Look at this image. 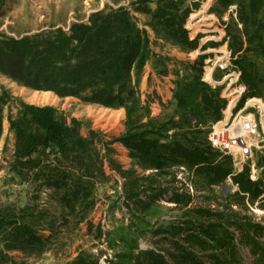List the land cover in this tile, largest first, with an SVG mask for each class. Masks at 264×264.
I'll return each mask as SVG.
<instances>
[{"label": "trees", "instance_id": "trees-1", "mask_svg": "<svg viewBox=\"0 0 264 264\" xmlns=\"http://www.w3.org/2000/svg\"><path fill=\"white\" fill-rule=\"evenodd\" d=\"M186 1L157 0L156 10L145 6L136 11L151 16L150 26L156 33L163 32L178 45L194 49L197 41H191L185 29L191 13L184 8ZM214 1L222 10L235 5L239 22L245 27L255 25V16L264 8V0ZM257 30L254 38H258ZM249 33L245 29L244 34ZM230 37L228 33L226 38ZM210 45L216 48L218 44ZM238 46L237 50L231 46L230 53L233 65L241 71V83L250 96L262 97L256 73L246 59L247 49L243 43ZM152 57L147 31L124 7L94 13L87 22L74 24L68 31L58 28L20 39H0L1 75L61 99L90 93L85 98L88 103L126 111V131L111 143L95 131L84 137L79 122L73 120L68 125L53 107L22 105L21 112L9 117V131L15 135L9 174L32 189L34 204L44 196L43 205L50 202V206L38 212L31 206L0 211V264H16L8 252L39 253L66 229L74 226L78 230L82 224L88 226L86 237L99 243L105 239L112 251L109 234L100 226L94 227L90 218L98 204L97 187L113 180L115 174L122 179V191L114 197L122 199L134 219L145 216L167 195L179 216L150 232L157 246L165 243V248L140 251L125 262L116 257L107 264H244L242 251L248 247L255 262L264 264V223L256 222L247 208V204L260 203L264 210V180L252 181L248 169L234 175L232 158L214 151L201 129L222 118L226 103L220 91L203 82L200 64L198 76L176 82L173 99L183 125L167 128L170 123L159 124L147 116L148 103L141 102L136 90ZM210 75L207 70V81ZM236 100L230 103L228 115ZM8 103L9 96L0 95V139L3 110ZM174 129L177 132L170 134ZM114 143L129 151L134 167L152 173L141 176L134 169L124 170L116 159ZM181 168L193 173L188 176L191 183L202 177L209 189L230 177L237 191L211 195L207 206H194L190 187L178 179ZM133 244L131 240V247ZM104 255L102 250L93 255L79 248L69 264H100Z\"/></svg>", "mask_w": 264, "mask_h": 264}, {"label": "rangeland", "instance_id": "rangeland-1", "mask_svg": "<svg viewBox=\"0 0 264 264\" xmlns=\"http://www.w3.org/2000/svg\"><path fill=\"white\" fill-rule=\"evenodd\" d=\"M138 2L140 1L0 0V39H20L58 28L68 31L74 24L87 22L94 13L103 10L108 12L124 7L130 11L138 26L145 29L150 37L153 57L139 78L136 90L141 102L148 103L147 116L156 119L157 123H170L167 128L177 125L181 127L183 122H179L180 114L176 112V102L173 99L176 82L183 83L185 79L190 81L193 77L198 76L201 69L200 64H202V78H204L205 68L207 70L212 68L222 52H231V46L237 50L239 43H243V48L247 49L246 59L253 66L258 86L264 93V8L255 16V25L249 23L245 27L239 22L235 5L228 10H222L214 0H187L184 8L191 10V13L185 23V29L189 32L190 40L197 41L196 47L189 49L166 38L163 32L153 31L150 26L151 16L136 11L145 6L153 11L156 10L157 0H148L142 4H138ZM211 8H214L212 12H210ZM201 11L203 13L199 14L197 18L191 19L192 15ZM257 28L258 38H254L253 32ZM245 29L250 32L249 35L244 34ZM228 33L231 34L230 38H226ZM233 37L237 39L233 40ZM248 39H252L251 43L247 42ZM211 43L218 45L216 48H211ZM205 46L207 49L204 51L202 48ZM222 76L223 73L215 70L213 80L219 81ZM209 80H211V75ZM217 89L221 96H225L226 85L217 86ZM231 91L232 89L226 93L227 97L221 98L226 103L224 111L227 110L229 103L234 98L231 96ZM4 93L9 96V103L3 110V134L0 139V211L4 208L31 206L35 212H38L42 208L48 209L50 206V202L43 205L45 203L44 196L41 197V202L36 203L37 205L34 204L32 189L27 184L18 183L9 174V167L13 160L15 135L9 131L8 120L10 116L15 117L22 111V105L53 107L59 113L58 117L68 125L73 120L79 122L80 132L84 137H89L90 131H95L101 133L108 143L113 142L126 131L125 109H109L88 103L85 98L90 93L81 98L61 99L56 96V98L47 101H33L35 94L42 97L43 92L25 88L0 74V95ZM240 108L238 105L235 110ZM146 121L145 119L144 122ZM213 124L209 123L201 128L207 133L204 135H209ZM173 132H177V129L171 131L170 134ZM112 148L115 150L116 159L124 170L134 169L141 176H148L152 173L150 171L142 172L138 167H134L133 161L129 158V151L122 144L114 143ZM251 166H254L256 172V181L254 182L264 180V149L254 152L252 161L245 165L244 169H248L250 173ZM177 172L178 179L186 182V187H190V194L195 199L194 206H207L211 203L207 199L211 195L220 196L222 193L234 192V184L229 179L219 187L209 189L202 177H196L195 181L191 183L188 176L193 173L189 170L181 168ZM107 173L109 172L107 171ZM180 186L178 184V187ZM121 191L122 179L116 174L113 180L97 187L98 204L90 218L94 227L100 226L104 233L109 234L112 251L107 248L105 239L99 243L86 237L84 234L87 232L88 226L82 224L78 229L80 231L74 226L66 229L62 235L53 239L52 244L47 245L39 253L29 255V253L23 252H8L7 256L16 264H69L77 256V250L81 248L93 255H97L102 250L105 255L101 258L100 264H107V260L116 257V260L125 262L131 255L140 251L165 248V243L157 246V239L152 238L150 232L173 222L179 216L175 206L168 203V195L151 207L145 216L134 219L122 205V199L114 197L116 192L121 193ZM110 197L112 198L109 199ZM259 206L260 203H256L254 206L247 204L249 215L256 222L264 223V210H261ZM44 234L47 235L49 232ZM131 240L135 242L132 247ZM242 255L244 264H260L255 262L251 247L244 248Z\"/></svg>", "mask_w": 264, "mask_h": 264}, {"label": "built area", "instance_id": "built-area-1", "mask_svg": "<svg viewBox=\"0 0 264 264\" xmlns=\"http://www.w3.org/2000/svg\"><path fill=\"white\" fill-rule=\"evenodd\" d=\"M209 63V62H207ZM211 80L205 79L207 69L205 68L203 82L213 89L217 86L226 85V93L232 89L231 96L237 99L229 115L227 110L223 111L222 118L215 122L208 135L210 147L223 156H229L233 160L234 175L243 172L244 166L253 159L254 152L264 149V96L252 97L241 83V71L232 63L231 53L222 52L220 57L209 69ZM215 70L223 73L219 81L213 80ZM241 104L237 111L236 106ZM238 162V163H237ZM242 166H238V165ZM254 166H251L250 179L256 181ZM231 182V178H228ZM237 187L234 185V192Z\"/></svg>", "mask_w": 264, "mask_h": 264}, {"label": "bare ground", "instance_id": "bare-ground-1", "mask_svg": "<svg viewBox=\"0 0 264 264\" xmlns=\"http://www.w3.org/2000/svg\"><path fill=\"white\" fill-rule=\"evenodd\" d=\"M37 93V92H36ZM43 96L42 97H38V96H36V94H35V96H34V98H33V101H39V100H50L51 98H56V96H54L52 93H50V92H43Z\"/></svg>", "mask_w": 264, "mask_h": 264}]
</instances>
